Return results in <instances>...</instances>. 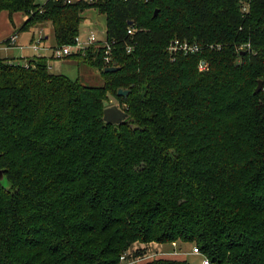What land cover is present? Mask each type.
<instances>
[{
	"label": "trees",
	"instance_id": "obj_1",
	"mask_svg": "<svg viewBox=\"0 0 264 264\" xmlns=\"http://www.w3.org/2000/svg\"><path fill=\"white\" fill-rule=\"evenodd\" d=\"M88 9L105 45L66 58L102 86L0 59V264H120L151 244L264 264V0H0L26 16L17 33L49 23L52 49ZM174 39L200 51L170 55ZM109 96L125 123L103 122Z\"/></svg>",
	"mask_w": 264,
	"mask_h": 264
},
{
	"label": "crops",
	"instance_id": "obj_2",
	"mask_svg": "<svg viewBox=\"0 0 264 264\" xmlns=\"http://www.w3.org/2000/svg\"><path fill=\"white\" fill-rule=\"evenodd\" d=\"M25 17L21 13L9 15L8 12L0 13V59L8 63H18L25 66L29 60L39 57H51V49L53 48L52 28L49 23H44L36 27L30 28L25 32H18V29L23 25ZM43 31L42 46L38 51H33L30 45L38 37V32ZM17 34L16 41L13 45H9L7 40ZM56 59L51 57V62ZM64 60L67 58H63ZM53 74V73H52ZM155 245L153 254H148L143 258L130 259L124 264H145L147 262L165 259L176 261H187L188 264H202V257L191 254V250H183L181 247ZM149 246V247H150ZM137 248V247H136Z\"/></svg>",
	"mask_w": 264,
	"mask_h": 264
},
{
	"label": "rangeland",
	"instance_id": "obj_3",
	"mask_svg": "<svg viewBox=\"0 0 264 264\" xmlns=\"http://www.w3.org/2000/svg\"><path fill=\"white\" fill-rule=\"evenodd\" d=\"M45 0H36V2L40 5L44 3ZM25 18L26 16L23 15ZM82 22L80 25L79 31V41L80 43L85 42L87 37L90 34H93L98 41L92 46L103 44L105 42V17L104 15L99 14L94 9H88L83 12L82 14ZM15 34V33H14ZM38 37H43V31L38 32ZM91 47V46H89ZM54 49H51V57H55ZM51 57H44L48 61L49 72L58 75H64L70 80H78L80 83L86 86L91 87H100L103 85V79L100 73L93 67L86 66L84 64L77 65L74 59H63V58H56L51 62ZM37 58H41L37 56ZM66 58V57H64ZM31 61V60H29ZM28 61V62H29ZM26 63L25 65H27ZM117 102L109 96V100L107 105H117ZM142 245H134L132 250L136 247H141ZM183 250H191V244H181L180 245ZM155 245L149 247L148 254H153Z\"/></svg>",
	"mask_w": 264,
	"mask_h": 264
},
{
	"label": "built area",
	"instance_id": "obj_4",
	"mask_svg": "<svg viewBox=\"0 0 264 264\" xmlns=\"http://www.w3.org/2000/svg\"><path fill=\"white\" fill-rule=\"evenodd\" d=\"M74 1H77V0H64V2L67 4H70ZM86 1L89 3L93 2V0H86ZM124 1H127V0H124ZM132 33H133V30L131 28H129L127 30V34L132 35ZM16 36H17V34L15 33L14 35H12L9 38V41H8L9 45H13L15 43ZM42 39H43L42 37H37L33 41V43L30 45V48L35 52L38 51L39 49L43 48V46L41 45ZM86 39L87 40L85 42L80 43L79 37L77 36L74 40V44L56 48V49H54L55 51L53 54L55 55L56 58H64V57H68L71 54L76 53V52H84L89 46H92L95 43H98V41L96 40V38L93 34H90ZM103 44L105 45V43H103ZM106 48H107V52H108L110 50L109 46L106 45ZM131 50H132V48L128 47L126 49V52L130 53ZM240 50H243V47H241ZM167 51L170 55L187 56L190 54L198 53L200 51V46L197 44L189 43L186 40L174 39L169 43ZM206 66H207L206 63L201 61L198 64V69L200 71H203L206 69ZM172 246H175V244H172ZM191 254L201 256L202 257V264H211L210 261L206 257L202 256L201 252L199 251V249L197 247H192ZM126 262L127 261H125V256L124 255L121 256L120 257V264H124Z\"/></svg>",
	"mask_w": 264,
	"mask_h": 264
},
{
	"label": "water",
	"instance_id": "obj_5",
	"mask_svg": "<svg viewBox=\"0 0 264 264\" xmlns=\"http://www.w3.org/2000/svg\"><path fill=\"white\" fill-rule=\"evenodd\" d=\"M116 70L117 68L110 67V68H106L104 72L110 73V72H115ZM261 88H262V82L259 81L254 93L255 94L258 93L261 90ZM117 95L125 96L127 95V91L118 90ZM127 119H128V114L122 111L118 105L108 106L107 108L103 110L102 120L105 124L118 126V125L125 123ZM0 183L3 186L7 185L6 179L4 177V172L1 169H0Z\"/></svg>",
	"mask_w": 264,
	"mask_h": 264
}]
</instances>
